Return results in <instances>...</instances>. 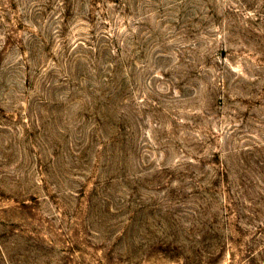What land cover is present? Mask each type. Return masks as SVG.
<instances>
[{
	"label": "rangeland",
	"instance_id": "374dc122",
	"mask_svg": "<svg viewBox=\"0 0 264 264\" xmlns=\"http://www.w3.org/2000/svg\"><path fill=\"white\" fill-rule=\"evenodd\" d=\"M0 264H264V0H0Z\"/></svg>",
	"mask_w": 264,
	"mask_h": 264
}]
</instances>
